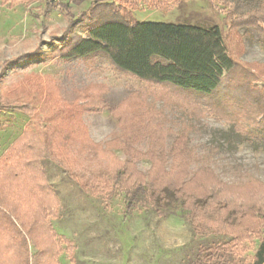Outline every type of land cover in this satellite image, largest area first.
I'll list each match as a JSON object with an SVG mask.
<instances>
[{
    "label": "rangeland",
    "instance_id": "obj_1",
    "mask_svg": "<svg viewBox=\"0 0 264 264\" xmlns=\"http://www.w3.org/2000/svg\"><path fill=\"white\" fill-rule=\"evenodd\" d=\"M63 1L0 0V211L1 202H18L26 227L45 216L59 243L71 245L55 262L38 264H194L198 248L213 243H228L221 252L229 261L251 263L257 244L249 231L264 236L257 218H242L240 226L228 222L225 229L242 241L194 233L173 202L125 215L112 172L128 161L146 181L154 161L141 155L154 150L165 170L183 160L189 180L206 169L236 204L246 201L255 209L264 202V142L245 135L253 127L242 120V131L233 130L225 109L210 111L186 95L128 76L103 56L63 59L58 48L69 24ZM113 1L138 22L217 25L239 66L264 89L263 37L251 28L229 31L219 0H101ZM90 2L70 13L79 16ZM126 139L138 158L123 147ZM38 172L43 180L37 190L28 181ZM15 181L28 185L26 191L14 192ZM22 235L26 264H33L41 248ZM2 240L0 235V250Z\"/></svg>",
    "mask_w": 264,
    "mask_h": 264
},
{
    "label": "trees",
    "instance_id": "obj_2",
    "mask_svg": "<svg viewBox=\"0 0 264 264\" xmlns=\"http://www.w3.org/2000/svg\"><path fill=\"white\" fill-rule=\"evenodd\" d=\"M47 1L51 6L52 0ZM64 1L62 7L69 17V24L58 48V53L63 59L103 56L114 69L128 76L186 95L195 102L202 103L210 111L219 112L218 108L225 109L226 114L234 120L233 130L242 131V120L253 127L245 135L252 140L264 142V89L255 86L253 82L256 80L252 73L239 66L228 47L225 35L217 25L204 27L159 21L138 22L130 9L116 1L103 3L101 0H90L88 9L79 16H74L70 13L71 8L80 6L84 0ZM207 1L212 3L213 0ZM219 2L223 5L224 20L229 31L251 28L264 39V0ZM77 30H80L82 35H78ZM130 142L126 139L123 147L132 157L135 154L138 158L136 153L130 150ZM14 147L9 150H14ZM154 152L151 150L141 155L156 162H153L146 181L143 174L128 161L118 163L112 172L116 188L123 195L125 215L139 209L159 211L173 202L186 213L194 233L208 230L214 235L225 234L232 236L233 240L242 241L243 237L230 235L225 229L228 222L232 220V226H240L242 218H257L264 223L263 200L259 203L262 205L255 209L247 205L246 201L238 205L234 202L235 199L229 196V188L214 181L208 170H201L187 180L188 165L183 160L167 171L162 163H158ZM14 171L13 168L11 176ZM38 175L41 178L32 176V181H28L37 190L41 186L38 180L42 179L41 172H38ZM200 175L203 178L198 180ZM15 183L17 185L14 192L21 193L26 191L23 189L28 188V185L24 188L21 181L19 185L17 181ZM43 187L50 202L55 204L47 186ZM48 197H44L46 202ZM10 202H1V209L5 210L0 211V235L3 238L0 250L1 264L9 260H13L14 264H26L27 252L20 245L23 233L34 246L41 248L32 257L33 264L47 259L55 262L64 250H71L69 241L65 239L60 243L64 242L67 246L65 249L61 248L56 234L45 222V216L32 218L26 227V223L17 213L18 202ZM241 230H244V234L247 227ZM249 234L248 236H255L252 240L254 246L257 244L249 264H264V236L261 238L255 229L249 231ZM227 244L200 246L194 264H238V261H229L222 254L221 250Z\"/></svg>",
    "mask_w": 264,
    "mask_h": 264
},
{
    "label": "built area",
    "instance_id": "obj_3",
    "mask_svg": "<svg viewBox=\"0 0 264 264\" xmlns=\"http://www.w3.org/2000/svg\"><path fill=\"white\" fill-rule=\"evenodd\" d=\"M54 2H58L59 0H53Z\"/></svg>",
    "mask_w": 264,
    "mask_h": 264
}]
</instances>
